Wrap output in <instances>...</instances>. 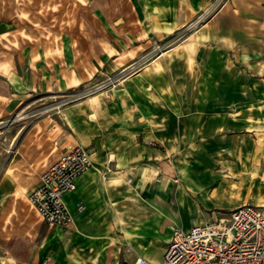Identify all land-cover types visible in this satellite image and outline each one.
<instances>
[{
    "label": "crops",
    "instance_id": "0c3cea01",
    "mask_svg": "<svg viewBox=\"0 0 264 264\" xmlns=\"http://www.w3.org/2000/svg\"><path fill=\"white\" fill-rule=\"evenodd\" d=\"M82 2L106 25L161 39L213 0ZM75 4L0 0V264H161L175 227L264 205V0H223L183 41L68 104L64 117L54 106L32 112L38 97L83 80L71 27L61 29ZM73 144L88 148L92 167L64 195L71 223L45 233L35 224V237L14 242L7 218L23 213L15 203Z\"/></svg>",
    "mask_w": 264,
    "mask_h": 264
},
{
    "label": "built area",
    "instance_id": "2783aa9c",
    "mask_svg": "<svg viewBox=\"0 0 264 264\" xmlns=\"http://www.w3.org/2000/svg\"><path fill=\"white\" fill-rule=\"evenodd\" d=\"M209 8L195 23L205 18ZM91 167L88 148L73 144L42 171L29 201L49 225L71 223L73 215L64 195L76 188L77 178ZM78 207L82 209L83 204ZM134 264L152 263L140 257ZM161 264H264V205L243 203L228 215L190 229L175 227Z\"/></svg>",
    "mask_w": 264,
    "mask_h": 264
},
{
    "label": "rangeland",
    "instance_id": "374dc122",
    "mask_svg": "<svg viewBox=\"0 0 264 264\" xmlns=\"http://www.w3.org/2000/svg\"><path fill=\"white\" fill-rule=\"evenodd\" d=\"M222 5L223 0H213L209 6L210 11L201 22L195 23V20L206 9L185 27L174 31L164 38L156 39L153 37H133L130 34V30L120 31L115 28L114 23L106 25L99 20L97 15L90 12L88 7L84 6L82 0H76L74 10L70 12L71 22H61V29L67 31L65 25L71 27L69 34L70 36L71 34L74 35L72 40L76 49L80 51V53H77V58H79L77 62L78 68L73 73L83 80L67 91L38 97L33 101L30 109H34L32 112H41L54 106L55 115L64 117L62 112L68 104L114 88L124 79L135 76L164 51L183 41L215 13H218ZM49 111H52V109ZM22 121L24 120L19 122ZM6 122L10 121L7 119ZM4 125L5 123L0 124V174L3 170L4 151L1 140L3 138ZM15 204L23 206V213L20 214L13 210L15 218L12 219L11 215L7 218V222L13 232L12 240L14 242L25 241L26 238L32 236L35 237L32 233V228L34 230L35 224L44 233L46 232L49 224L41 218L29 199L24 197ZM28 208L31 211H36L37 215L31 216Z\"/></svg>",
    "mask_w": 264,
    "mask_h": 264
}]
</instances>
